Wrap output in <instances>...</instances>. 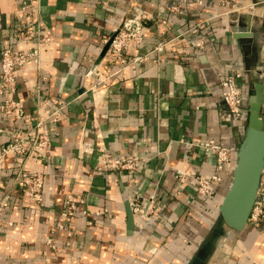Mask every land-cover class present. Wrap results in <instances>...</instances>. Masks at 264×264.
I'll return each mask as SVG.
<instances>
[{
    "label": "crops",
    "instance_id": "1",
    "mask_svg": "<svg viewBox=\"0 0 264 264\" xmlns=\"http://www.w3.org/2000/svg\"><path fill=\"white\" fill-rule=\"evenodd\" d=\"M31 2L37 13L25 17L16 13L21 0H0V52L35 47L34 38L19 33L22 25L51 34L41 69L28 66L15 74L13 97L26 117L43 104L48 113L60 109L58 102L63 107L59 120L47 124L50 158L27 163L43 175L41 204L27 199L14 181L13 156L0 166V264H264V215L240 232L219 216L234 163L208 197L197 196L191 182L177 193L174 177L175 170L202 176L215 170V157L189 143L212 140L235 160L249 98L264 88V0ZM134 10L146 13L149 47L203 28L174 40L157 57L120 68L105 41ZM160 18L166 20L163 35L156 28ZM198 40L203 48L196 52ZM235 71L241 72L236 85L246 111L241 119L228 113L221 98L223 80ZM26 127L24 118H0V149ZM101 151L108 157L136 154L147 162L129 183L124 173L99 167ZM151 196L158 213H132ZM67 197L83 202L67 210ZM63 211L68 220L59 228Z\"/></svg>",
    "mask_w": 264,
    "mask_h": 264
},
{
    "label": "built area",
    "instance_id": "2",
    "mask_svg": "<svg viewBox=\"0 0 264 264\" xmlns=\"http://www.w3.org/2000/svg\"><path fill=\"white\" fill-rule=\"evenodd\" d=\"M22 6L16 13L31 17L37 13V6L31 0H21ZM227 3V0H223ZM192 5L191 3L189 4ZM166 20L158 19L156 22L157 32L163 35L165 32ZM202 25L191 27L183 32L175 39L169 41H159L152 47L145 44L144 38L148 33L147 16L143 11H131L122 19L119 26L111 31V36L105 41L106 51L114 58L120 68L128 67L134 63L146 62L150 56H159L167 47H172L174 40L183 38L184 35H196ZM19 33L34 38L36 45L28 51H17L12 48H4L0 52V98L8 93V96L0 100V118H6L11 122L19 119H25L27 127L21 132L11 136L10 141L0 149V166L7 156H13L15 164L12 165L14 172V181L23 189V195L34 204H41L43 200V175L38 170L28 167L29 161L44 162L50 158L48 148L50 146V130L47 128L48 123H56L59 120V110L63 107L58 102L60 109L54 112H47V104L38 107L35 116H27L24 113L22 103L16 100L13 95L15 93V74L28 66H33L36 70L41 69V53L42 49L51 43V34L48 30H40L35 27H27L22 25ZM203 48L200 40L194 42L193 51H199ZM172 50V49H171ZM132 52L131 60L126 58V54ZM241 77V72L235 71L227 75L222 82L221 98L228 113L235 119H241L245 115V107L243 103L242 93L236 85V79ZM37 86V83L35 84ZM26 117V118H25ZM1 132V129H0ZM190 146L202 150L205 154H211L215 157V170L210 175H199L195 172H185L175 170L174 177L179 184L180 190L193 183V190L197 196L208 197L212 195V187L221 183V175L233 165L234 158L232 154L216 144L214 141H206L199 143H189ZM88 150V149H87ZM147 158L136 154L122 155L119 157H108L101 151L99 167L103 170H114L124 173L129 183H132L140 171L144 168ZM258 196H264V180L260 179L257 191L256 201L252 208L248 222L257 223L264 215V199ZM144 205H135L132 213L140 217H148L160 211L156 198L151 196L143 198ZM83 201H75L67 197L65 205L67 210H74L77 203ZM2 208L0 206V213ZM83 214L87 212L82 211ZM68 220V214L63 211L60 214L58 227L62 228L65 221Z\"/></svg>",
    "mask_w": 264,
    "mask_h": 264
},
{
    "label": "water",
    "instance_id": "3",
    "mask_svg": "<svg viewBox=\"0 0 264 264\" xmlns=\"http://www.w3.org/2000/svg\"><path fill=\"white\" fill-rule=\"evenodd\" d=\"M107 48V46H106ZM264 88L249 98L246 125L236 151L231 179L218 207L222 222L231 230L242 231L256 201L264 168ZM133 223L127 209V227Z\"/></svg>",
    "mask_w": 264,
    "mask_h": 264
},
{
    "label": "rangeland",
    "instance_id": "4",
    "mask_svg": "<svg viewBox=\"0 0 264 264\" xmlns=\"http://www.w3.org/2000/svg\"><path fill=\"white\" fill-rule=\"evenodd\" d=\"M220 228V227H219ZM219 235V234H218ZM218 235L217 234H215V239L214 240H210V241H207L206 243L208 244V250H210V249H212V243L214 242V243H216L217 242V240H218ZM213 241V242H212ZM208 253H210V251H208ZM208 260H209V257H208ZM208 262V261H207Z\"/></svg>",
    "mask_w": 264,
    "mask_h": 264
}]
</instances>
